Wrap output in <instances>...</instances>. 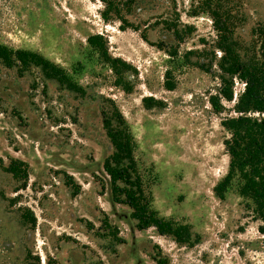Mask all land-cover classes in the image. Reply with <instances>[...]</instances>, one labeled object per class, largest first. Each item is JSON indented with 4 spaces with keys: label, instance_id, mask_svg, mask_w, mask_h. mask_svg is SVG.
I'll return each instance as SVG.
<instances>
[{
    "label": "rangeland",
    "instance_id": "rangeland-1",
    "mask_svg": "<svg viewBox=\"0 0 264 264\" xmlns=\"http://www.w3.org/2000/svg\"><path fill=\"white\" fill-rule=\"evenodd\" d=\"M115 2L119 15L104 21L99 0H0V46L41 57L82 90L30 63L0 61V264H264L261 223L238 181L222 200L213 193L229 163L221 121L236 115L233 103L222 101L220 114L208 104L222 55L211 20L199 0ZM223 6L229 48L246 61L258 52L264 0ZM95 36L125 65L115 72L89 45ZM242 90L235 79L233 98ZM145 98L156 105L146 109ZM114 110L149 209L186 226L189 243L138 230L131 209L112 201L103 119L115 126ZM14 161L25 179L4 171Z\"/></svg>",
    "mask_w": 264,
    "mask_h": 264
},
{
    "label": "trees",
    "instance_id": "trees-1",
    "mask_svg": "<svg viewBox=\"0 0 264 264\" xmlns=\"http://www.w3.org/2000/svg\"><path fill=\"white\" fill-rule=\"evenodd\" d=\"M99 1L105 8L101 14L104 21H107L111 14L119 15V5L115 0ZM127 2L130 4L132 0ZM198 3L200 13L208 16L212 22L213 30L218 37L217 49L222 54L216 62L214 72L219 81V88L215 95L209 96L208 104L215 114H220L224 111L222 101L233 103L232 112L236 115L221 121V126L229 134V138L223 141L229 163L225 177L216 184L213 193L217 199L222 200L230 183L236 179L238 195L251 203L254 218L261 223L258 230L264 234V26L258 25L253 30L258 52L252 58L242 61L227 43L228 36L232 32V24L229 10L223 6L224 0H199ZM121 23L123 26L120 28L124 29L125 20H121ZM173 35L178 36L177 31H173ZM87 41L116 72V64L122 62L109 58L101 38L89 37ZM0 61L5 67H10L14 62L30 63L39 67L47 76L65 84L69 89L75 92L82 91L69 82L62 70L35 54L20 50L10 51L0 46ZM199 67L205 69L204 65ZM235 79L242 82L243 90L233 98L232 88ZM165 88L168 91L173 90L174 83L167 80ZM142 101L146 109L156 105L151 98ZM114 115L115 126L111 125L110 118L103 119V128L113 148V153L103 162V171L109 177L112 201L131 209L138 230L152 227L158 235L170 236L177 244L189 243L190 234L186 226L160 219L149 209L140 181L135 176L131 137L116 110ZM25 169L23 163L14 161L4 171L13 178L25 179ZM118 184L124 187L121 188Z\"/></svg>",
    "mask_w": 264,
    "mask_h": 264
}]
</instances>
